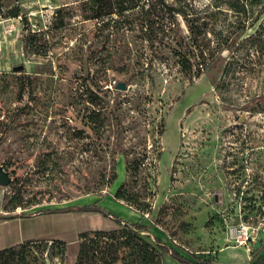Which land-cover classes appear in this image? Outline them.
<instances>
[{"label": "rangeland", "instance_id": "374dc122", "mask_svg": "<svg viewBox=\"0 0 264 264\" xmlns=\"http://www.w3.org/2000/svg\"><path fill=\"white\" fill-rule=\"evenodd\" d=\"M0 1L12 56L0 57V165L12 176L0 185V216L97 201L187 257L251 264L264 255L260 7L245 16L228 0H169L202 31L186 72L171 47L128 31L106 38L84 19L85 0ZM173 20L188 40V18ZM32 34L46 51H28ZM21 77L29 85L19 97ZM92 82L104 99L98 134L85 124ZM18 201L26 205L12 209ZM123 238L28 241L0 252V264H100L96 251L122 264ZM161 261L184 264L169 253Z\"/></svg>", "mask_w": 264, "mask_h": 264}, {"label": "trees", "instance_id": "16d2710c", "mask_svg": "<svg viewBox=\"0 0 264 264\" xmlns=\"http://www.w3.org/2000/svg\"><path fill=\"white\" fill-rule=\"evenodd\" d=\"M228 6L240 14L248 15L257 10L256 19L263 14L264 0H228ZM3 5L0 1V12ZM83 10L84 19L98 21V32H102L106 38L120 32L128 31L130 37L144 43H149V46L156 47L162 45L171 47L170 49L176 55L183 70L191 72L194 66L192 55L196 54V44L198 43L199 36L202 31L198 24L190 18V13L186 6H180L175 1L169 0H85L81 5ZM11 15L16 16V12ZM182 15L188 18V40L186 36L182 35L179 25L173 20L176 16ZM191 19V20H190ZM46 42H41L36 34L26 37V46L30 53H37L39 51H46L43 48ZM47 49V48H46ZM205 50H201L200 55L205 58ZM137 63H139L137 61ZM205 61L198 59V73L205 68ZM144 65V64H143ZM20 93L22 97L24 89L29 85L28 77H21L20 79ZM92 87L87 86L84 89L86 93V101L93 105L95 108L88 114L85 124L94 134L101 133L100 130L104 129L106 117L103 115L102 108L104 99L99 96L96 90H101L99 84L92 82ZM96 89V90H95ZM31 202V204H37ZM26 203L22 201L14 202L11 206L12 209L18 206H25ZM71 209L95 210L104 213L107 216L115 219L120 226L110 231H91L80 234L79 239L84 241L93 236L103 237H125L124 246L128 248L127 256H123L122 264H162L161 256L169 253L174 258L184 264H218L210 258H200L194 256L193 258L187 257L173 247L168 246L158 238H155L147 227L140 223H131L120 218L118 215L113 214L102 206L99 202L94 201L86 204L68 205L62 208H41L33 212H25L14 214L11 216H0V219H6L15 216H32L36 214L53 212V211H66ZM32 242V241H29ZM60 245H66L64 241L54 240ZM82 243V242H81ZM23 244H20L22 246ZM15 249L14 247L0 250L2 253H7L9 250ZM99 257L100 264L103 262V252H95ZM21 257L20 263L21 264ZM251 264H264V255L258 260H253Z\"/></svg>", "mask_w": 264, "mask_h": 264}, {"label": "crops", "instance_id": "0c3cea01", "mask_svg": "<svg viewBox=\"0 0 264 264\" xmlns=\"http://www.w3.org/2000/svg\"><path fill=\"white\" fill-rule=\"evenodd\" d=\"M3 8L6 10L4 6ZM16 16L12 15L13 18ZM4 22H0V57L10 58L11 41L7 38ZM109 217L100 211L71 209L0 219V250L43 238H56L77 246L82 233L110 231L120 226L115 219Z\"/></svg>", "mask_w": 264, "mask_h": 264}, {"label": "water", "instance_id": "95a60500", "mask_svg": "<svg viewBox=\"0 0 264 264\" xmlns=\"http://www.w3.org/2000/svg\"><path fill=\"white\" fill-rule=\"evenodd\" d=\"M14 69L16 71H23L25 69L24 65L15 66ZM119 89H126V84L124 82H120L117 85ZM12 181V176L10 172L5 170L2 165H0V185H8Z\"/></svg>", "mask_w": 264, "mask_h": 264}, {"label": "built area", "instance_id": "2783aa9c", "mask_svg": "<svg viewBox=\"0 0 264 264\" xmlns=\"http://www.w3.org/2000/svg\"><path fill=\"white\" fill-rule=\"evenodd\" d=\"M2 10H4V8L2 7L1 8ZM3 12V11H2ZM2 12H0V17L2 18ZM7 19L6 18H2L1 20H0V22L2 23V22H4V21H6Z\"/></svg>", "mask_w": 264, "mask_h": 264}, {"label": "flooded vegetation", "instance_id": "af4514ba", "mask_svg": "<svg viewBox=\"0 0 264 264\" xmlns=\"http://www.w3.org/2000/svg\"><path fill=\"white\" fill-rule=\"evenodd\" d=\"M54 240H59V239H53L52 241H54ZM80 240V239H79ZM20 245H18V246H14V248H16V247H19ZM68 246H69V244H68ZM69 248V247H68ZM7 262V261H6ZM19 263H20V261H19ZM4 264H10L9 262H7V263H4ZM16 264H18V263H16Z\"/></svg>", "mask_w": 264, "mask_h": 264}]
</instances>
